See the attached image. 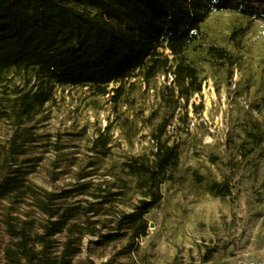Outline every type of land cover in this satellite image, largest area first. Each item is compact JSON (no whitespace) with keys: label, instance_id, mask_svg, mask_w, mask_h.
<instances>
[{"label":"trees","instance_id":"1","mask_svg":"<svg viewBox=\"0 0 264 264\" xmlns=\"http://www.w3.org/2000/svg\"><path fill=\"white\" fill-rule=\"evenodd\" d=\"M221 10L264 21V0H0V264H153L140 251L149 214L164 185L180 182L182 149L169 126L202 91V63L232 71L238 61L202 27ZM160 74L149 135H136L128 116L120 122L130 146L148 137L147 151L113 160L109 125L83 147L75 135L38 132L57 87L112 92L116 103L128 80ZM228 140L241 157L261 153L260 119L249 116L244 134ZM212 161L222 177L195 172L194 180L233 196L239 167L217 154ZM213 252L203 262L214 264Z\"/></svg>","mask_w":264,"mask_h":264},{"label":"rangeland","instance_id":"2","mask_svg":"<svg viewBox=\"0 0 264 264\" xmlns=\"http://www.w3.org/2000/svg\"><path fill=\"white\" fill-rule=\"evenodd\" d=\"M202 27L209 41L232 50L238 61L232 71L202 63V91L176 110L168 134L181 145L180 182L164 185V198L149 214L154 225L140 251L153 264H207L203 257L213 248L219 251L213 252L214 264H264V146L261 153L244 158L228 140L244 134L251 115L264 128V21L221 10L211 12ZM164 82L161 74L148 82L132 78L116 103L112 92L100 95L88 87H57L37 121L38 132L47 138L75 135L83 147L109 125L117 143L113 160L147 151L148 137L141 136L130 146L121 137L126 132L120 122L128 116L139 131L136 135H149L145 117L160 107L157 89ZM213 154L228 161L223 168L239 167L231 170L233 196H214L194 180L195 172L222 177ZM95 259L101 263L106 258Z\"/></svg>","mask_w":264,"mask_h":264},{"label":"built area","instance_id":"3","mask_svg":"<svg viewBox=\"0 0 264 264\" xmlns=\"http://www.w3.org/2000/svg\"><path fill=\"white\" fill-rule=\"evenodd\" d=\"M251 264H263L262 262H251Z\"/></svg>","mask_w":264,"mask_h":264},{"label":"water","instance_id":"4","mask_svg":"<svg viewBox=\"0 0 264 264\" xmlns=\"http://www.w3.org/2000/svg\"><path fill=\"white\" fill-rule=\"evenodd\" d=\"M153 225H154V223H153V222H151V223H150V226H153Z\"/></svg>","mask_w":264,"mask_h":264}]
</instances>
